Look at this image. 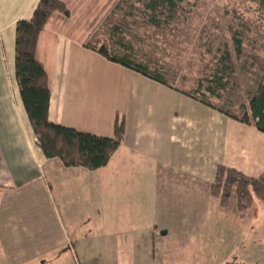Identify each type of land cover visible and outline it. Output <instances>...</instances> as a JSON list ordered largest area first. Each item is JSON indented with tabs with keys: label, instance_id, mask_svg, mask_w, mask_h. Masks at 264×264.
Wrapping results in <instances>:
<instances>
[{
	"label": "crops",
	"instance_id": "0c3cea01",
	"mask_svg": "<svg viewBox=\"0 0 264 264\" xmlns=\"http://www.w3.org/2000/svg\"><path fill=\"white\" fill-rule=\"evenodd\" d=\"M58 1L66 5L69 17L53 14L49 18L35 53L49 77L48 121L112 138L116 116L122 115L124 140L106 167L96 171L66 168L58 159H44L14 79L15 25L31 20L39 0H0V193L20 190L21 194L38 181V186L32 188L34 196L25 195L22 202L20 198V240L17 246H11L14 250L20 246V264L46 256L47 249L56 251L65 246L61 253L70 256L75 264H161L160 247L167 232L156 239L155 229L150 227V213L134 209L127 211L134 226L120 225L122 232L115 228L120 216L113 214L114 227L109 229L112 233L105 236L108 210L106 206L104 209L101 196L112 188L135 201L154 192L158 195L161 190L158 184L153 188L154 177L160 179L164 172H154V166L157 170H176L182 179L192 171L188 177L198 181L199 172L205 169L210 170L213 182L220 165L248 177L264 176L262 170L249 173L253 169L250 166L264 160L263 148L254 152L252 147L250 152L249 135L260 141L262 138L264 143V133L87 49L91 36L85 26L92 24L90 19L95 13L84 11L97 10L105 0ZM100 32L104 34L103 30ZM116 35L121 36L119 28L108 33L111 38ZM218 117L222 125L219 160ZM187 145H191L190 151H186ZM139 165L145 170L143 173L130 171ZM185 167L190 170L185 172ZM72 192L76 195H70ZM84 202L89 209H82ZM101 218V223H95L92 229L87 226L89 220ZM81 219L85 220L83 224H77ZM79 225L80 229H76ZM67 231L79 235L70 240Z\"/></svg>",
	"mask_w": 264,
	"mask_h": 264
},
{
	"label": "rangeland",
	"instance_id": "374dc122",
	"mask_svg": "<svg viewBox=\"0 0 264 264\" xmlns=\"http://www.w3.org/2000/svg\"><path fill=\"white\" fill-rule=\"evenodd\" d=\"M107 1L97 10L84 11L95 13L90 19L92 24L85 26L91 36L89 45H104L119 57L126 55L132 62L151 65L162 72L169 85L182 92H193L199 81L208 86L214 70L227 67L223 73V89H218V96H210L209 100L215 108L237 118L243 117L249 98L258 84L264 82L263 71L252 62L264 63V18L258 11L257 0H175L174 8L161 4L153 11L147 8L149 0H122L119 3L109 0V5ZM116 5L117 8H111ZM101 18L104 19L101 21ZM112 28H119L121 36H108ZM102 30L104 34L100 32ZM234 37L241 42L239 54L235 50ZM224 54L228 60L220 63ZM11 71L13 80V68ZM211 86L215 87L214 84ZM221 130L218 117L217 159L222 152ZM262 141V138L260 141L249 135L250 152L252 147L254 152L260 147L264 149ZM189 146L186 151H190ZM263 162L260 160L259 164L250 166L253 169L249 173L264 172ZM189 170L185 167V172ZM130 171L143 173L145 170L139 165ZM153 171L164 172L160 179L154 177L152 184L153 188L158 184L161 192L158 195L154 192L152 196L147 194L142 201L129 199V196L124 198L121 190L105 186L112 188L107 195L101 196L103 207L108 210L104 218L105 236L114 227L113 214L120 216L115 228L134 226L133 217H129L127 211L145 209L151 215L150 227L155 229V238L167 232L160 247L161 264H264V203H253L242 217L236 213L233 198L223 209L210 196V170L202 169L199 181L188 177L192 171L186 172L184 179L171 168L157 170L154 166ZM36 186L38 181L21 194L20 190L0 193V264H20V246L16 250L11 246L13 243L17 246L20 240V198L22 202L25 195L34 196L32 188ZM84 207L90 208L85 202L82 209ZM139 220L137 218V224ZM84 221L81 219L77 224ZM101 221L102 218L89 220L87 226L92 229ZM80 225L76 229H80ZM78 235L71 231L69 239ZM64 248L66 246L56 251L47 249L46 256L42 252L44 255L36 260L37 264H75L70 256L61 253ZM55 258L57 261H53Z\"/></svg>",
	"mask_w": 264,
	"mask_h": 264
},
{
	"label": "trees",
	"instance_id": "16d2710c",
	"mask_svg": "<svg viewBox=\"0 0 264 264\" xmlns=\"http://www.w3.org/2000/svg\"><path fill=\"white\" fill-rule=\"evenodd\" d=\"M167 4L174 8L175 0H149L147 8L154 10L156 6ZM258 11L264 18V0H257ZM53 14L69 17V11L63 2L58 0H39L31 20L19 21L15 25L14 40V79L24 108L25 115L36 139L37 145L46 160L58 159L66 168H83L96 171L106 167L114 153L124 140V117L117 115L114 122L112 138L98 137L89 133L79 132L72 128L54 125L48 121V106L50 99L49 77L43 65L36 59V46L40 33L44 30ZM155 17L153 18V21ZM158 25V24H157ZM236 53L241 48L240 40L233 38ZM111 63L118 64L147 79L167 86L174 90L162 72L149 64L132 62L129 56L119 57L104 45L95 47L85 45ZM220 63L226 62L224 54ZM264 73V63L252 61ZM227 67L215 69L208 86L199 81L193 92H182L186 97L213 109L227 118L238 121L246 126H252L264 133V82L258 84L255 93L249 98L243 117L237 118L215 108L210 103V96H218V89H223V78ZM264 81V79H263ZM214 84L215 87L211 85ZM210 196L217 200L221 208L226 209L233 198L236 203V213L243 215L253 203H264V176L256 178L245 176L235 169L217 166L214 180L209 189Z\"/></svg>",
	"mask_w": 264,
	"mask_h": 264
},
{
	"label": "water",
	"instance_id": "95a60500",
	"mask_svg": "<svg viewBox=\"0 0 264 264\" xmlns=\"http://www.w3.org/2000/svg\"><path fill=\"white\" fill-rule=\"evenodd\" d=\"M164 235V234H163Z\"/></svg>",
	"mask_w": 264,
	"mask_h": 264
}]
</instances>
